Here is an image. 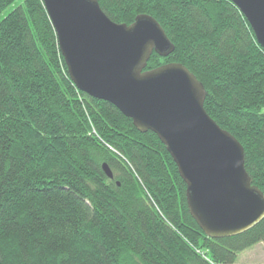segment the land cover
Instances as JSON below:
<instances>
[{"label":"trees","instance_id":"1","mask_svg":"<svg viewBox=\"0 0 264 264\" xmlns=\"http://www.w3.org/2000/svg\"><path fill=\"white\" fill-rule=\"evenodd\" d=\"M17 0H0V14ZM116 23L156 18L175 45L145 70L181 63L205 109L245 148L264 193V48L231 0H98ZM107 163L110 178L103 170ZM168 148L71 80L43 0L0 19V264H238L264 219L231 237L192 217Z\"/></svg>","mask_w":264,"mask_h":264},{"label":"water","instance_id":"2","mask_svg":"<svg viewBox=\"0 0 264 264\" xmlns=\"http://www.w3.org/2000/svg\"><path fill=\"white\" fill-rule=\"evenodd\" d=\"M74 84L110 102L140 132L155 133L187 185L189 211L212 238L241 234L264 219V193L245 167V148L205 109L206 91L181 63L145 70L155 52L175 50L159 21L116 23L98 0H43ZM264 48V0H231ZM103 170L114 174L107 163Z\"/></svg>","mask_w":264,"mask_h":264},{"label":"rangeland","instance_id":"3","mask_svg":"<svg viewBox=\"0 0 264 264\" xmlns=\"http://www.w3.org/2000/svg\"><path fill=\"white\" fill-rule=\"evenodd\" d=\"M24 0H17L15 3L7 7L1 14L0 19L5 17L17 5L22 4ZM264 112V107L261 109ZM238 263H264V243H259L254 247L245 250L239 254Z\"/></svg>","mask_w":264,"mask_h":264},{"label":"crops","instance_id":"4","mask_svg":"<svg viewBox=\"0 0 264 264\" xmlns=\"http://www.w3.org/2000/svg\"><path fill=\"white\" fill-rule=\"evenodd\" d=\"M237 263H238V261H237ZM238 264H264V263H247V262H245V263H238Z\"/></svg>","mask_w":264,"mask_h":264}]
</instances>
